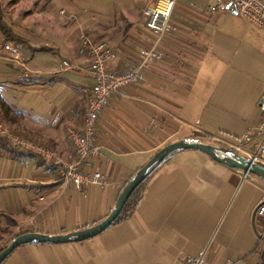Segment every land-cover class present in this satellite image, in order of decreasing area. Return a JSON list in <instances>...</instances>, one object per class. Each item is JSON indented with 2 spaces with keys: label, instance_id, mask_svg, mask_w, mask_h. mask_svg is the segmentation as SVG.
Segmentation results:
<instances>
[{
  "label": "crops",
  "instance_id": "1",
  "mask_svg": "<svg viewBox=\"0 0 264 264\" xmlns=\"http://www.w3.org/2000/svg\"><path fill=\"white\" fill-rule=\"evenodd\" d=\"M217 1L179 0L171 19L174 29L161 43L162 57L135 83L113 93L100 113L96 164L106 185L77 189L65 184L54 166L34 154H14L0 138V249L21 231L60 234L98 223L111 212L130 177L170 142L198 137L240 143L262 123L264 32L237 10L210 12L208 6ZM146 2L136 0L116 18L122 28L106 39L117 53L110 70L124 71L137 63L138 50L151 44L140 13ZM85 23L79 24L81 45L72 49V58H65L74 68L54 71L58 77L66 75L59 84L54 75L42 83L44 93L47 85L57 86L51 94L61 102V116L41 127L27 126L11 105L13 119L0 107V116L15 131L64 158L76 154L68 134L82 127L93 85L80 38L89 31ZM19 68L26 70L0 51V72L13 74ZM257 141L255 136L244 147L253 148ZM262 202L264 179L253 173L245 177L244 170L199 150H183L149 179L130 218L82 241L21 244L1 264H192L200 256L202 264L240 259L241 264H264V216L257 213Z\"/></svg>",
  "mask_w": 264,
  "mask_h": 264
},
{
  "label": "built area",
  "instance_id": "2",
  "mask_svg": "<svg viewBox=\"0 0 264 264\" xmlns=\"http://www.w3.org/2000/svg\"><path fill=\"white\" fill-rule=\"evenodd\" d=\"M178 1L147 0L145 6L140 8V13L145 18L146 27L152 34L151 44L148 47L140 48L138 50L139 61L124 71L109 69V65L117 58V53L109 41L94 39L85 32L81 33L82 45L89 57V72L93 78V85L84 110L82 127L69 130L68 137L76 150L73 157L64 158L49 145L15 131L1 116L0 138L13 148L37 155L46 164L54 166L65 184H72L77 189L89 185H106L105 173L96 164V160L100 156V147L96 142L100 113L109 104L113 93L135 83L152 61L162 57L161 43L166 35L174 29L171 19ZM233 9L264 32V0H218L208 6L210 12H227ZM0 51L7 53L27 71L29 70L17 44L6 41L1 45ZM73 68L72 62L64 59L59 66V71ZM259 108L264 114V94L261 97ZM255 136L258 139L255 147L245 148L244 143L252 142ZM214 141L237 150L253 162L264 165V119L258 127L245 133L240 143L233 144L221 138H215ZM248 175L249 173L245 172V177ZM257 213L264 216V202L259 205ZM241 262L240 259L229 261L226 264H241ZM202 263V256L192 262V264Z\"/></svg>",
  "mask_w": 264,
  "mask_h": 264
},
{
  "label": "rangeland",
  "instance_id": "3",
  "mask_svg": "<svg viewBox=\"0 0 264 264\" xmlns=\"http://www.w3.org/2000/svg\"><path fill=\"white\" fill-rule=\"evenodd\" d=\"M10 1L0 0L1 8L7 22L27 42L13 43L20 47L21 53L28 56L26 63L30 70L19 68L13 74L0 72V93L9 105L21 113L25 125L41 127L43 122L64 113L61 102L55 101L51 94L57 86L48 88L47 85L44 93L42 83L52 75L58 77L54 71L58 69L60 62L65 58H72V49L81 45L78 39L79 24L86 22L89 30L86 34L90 37L110 40L122 28L120 20L115 24L116 18L123 13L125 6L134 4L136 0ZM3 42L6 40L0 30V44ZM33 46L49 48L35 49ZM74 71L70 70V73ZM62 77L57 78L58 84ZM7 78H11L12 82H6ZM204 139L215 143L214 139Z\"/></svg>",
  "mask_w": 264,
  "mask_h": 264
},
{
  "label": "water",
  "instance_id": "4",
  "mask_svg": "<svg viewBox=\"0 0 264 264\" xmlns=\"http://www.w3.org/2000/svg\"><path fill=\"white\" fill-rule=\"evenodd\" d=\"M195 149L210 155L212 158L225 163L231 167L239 168L248 173H253L264 179V165L253 162L244 154L237 150L227 147L219 143H211L198 137H185L170 142L160 148L146 164L138 169L125 184L121 190L114 207L111 212L98 223L86 228L60 233L46 234L40 232H24L21 233L7 244L5 248L0 250V264L12 253L18 246L24 243H67L77 242L96 236L109 228L122 212L126 202L134 192V190L164 161L173 154Z\"/></svg>",
  "mask_w": 264,
  "mask_h": 264
},
{
  "label": "trees",
  "instance_id": "5",
  "mask_svg": "<svg viewBox=\"0 0 264 264\" xmlns=\"http://www.w3.org/2000/svg\"><path fill=\"white\" fill-rule=\"evenodd\" d=\"M20 0H11V3H18ZM0 30L2 31V33L5 36V40L6 41H13L15 43H26V41L19 35L17 34L13 27L7 22V20L4 17L2 8H1V4H0ZM0 107L2 109V111L6 114V118L7 119H13L16 116L14 114H12L11 108L9 106V104L6 102V100L2 97V95L0 94ZM2 141L5 143V145H10L8 142H6L5 140L2 139ZM11 146V145H10ZM10 150H12V152L16 155L18 154H26L28 152L25 151H19L16 148H13L11 146ZM160 166H158L132 193V195L130 196V198L128 199V201L126 202L122 212L120 213V215L117 217V219L115 220V222L113 224L122 222L128 218H130L134 211L136 210L139 202L142 199L145 187L147 185V182L149 181V179L153 176V174L158 170ZM10 224H14L12 221L10 222ZM4 232L8 231L9 228H4L2 229ZM24 233V231L15 233L12 238H14L15 236ZM8 244V243H7ZM7 244H5L0 250H2L3 248H5L7 246Z\"/></svg>",
  "mask_w": 264,
  "mask_h": 264
}]
</instances>
